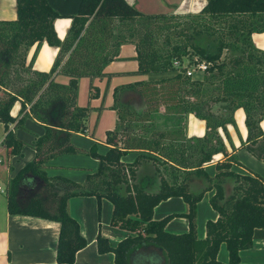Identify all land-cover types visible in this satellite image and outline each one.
Returning a JSON list of instances; mask_svg holds the SVG:
<instances>
[{
	"label": "trees",
	"instance_id": "trees-1",
	"mask_svg": "<svg viewBox=\"0 0 264 264\" xmlns=\"http://www.w3.org/2000/svg\"><path fill=\"white\" fill-rule=\"evenodd\" d=\"M206 2L196 13L144 14L126 0H81L63 40L53 25L60 14L47 0H16V16L0 20V122L7 155L21 153L24 146L9 128L11 123L22 127L31 116L45 129L34 144L35 157L5 185L7 207L13 214L60 224L59 263H73L77 251L87 245L67 205L68 199L77 195H94L99 209L101 199L107 198L113 204L110 222L135 232L116 246L97 235L98 252H113L116 264H132L133 253L142 246L161 250L166 264H236L240 250L249 248L254 239L264 238V178L229 154L220 134V129L225 131L226 125L234 122V109L242 107L248 133L240 146L264 162V130L260 126L264 118V50L258 49L251 37L264 31V0ZM198 37L212 38L213 44L209 41L203 46L197 43ZM43 41L58 47L55 62L46 72L34 69L32 58L26 61L29 48ZM127 42L135 45L137 71L148 79L114 88L112 108L118 121L106 131L107 151L99 153L94 144L82 149L72 142V136L84 131L90 106L78 105L79 81L82 76L94 79L106 74L105 67ZM183 56L189 63L195 57L205 61L203 76L186 75L191 63L176 67L174 60L183 61ZM57 74L67 75L69 81H56ZM124 89L142 97L146 103L142 112L148 121L139 123L126 117L120 102ZM89 96L98 97L92 91ZM17 101L19 114L13 116L11 109ZM223 104L227 113L220 110ZM162 107L175 112L183 126L187 115L193 113L204 120L205 134L167 138L164 131L155 133L154 114ZM129 151L138 155L132 162H123L122 156ZM66 153H87L98 160V169L88 172L82 184L62 175L48 176L50 159ZM217 153L227 157L215 163L216 171L210 176L205 166ZM143 160L156 167L157 191H148L136 182ZM233 165L245 167L246 172H236ZM29 172L41 179L43 190L20 206L19 181ZM181 172L200 174L209 186L193 194ZM230 177L234 184L230 196L225 197L224 185ZM212 188L215 193L209 201L218 216L207 221L201 239L197 237L196 206ZM176 196L186 202L187 211L154 220L158 203ZM50 200L53 208L46 204ZM177 216L188 220V230L177 234L166 231L168 220ZM222 243L228 250V263L217 255ZM141 258L140 264H147L150 257Z\"/></svg>",
	"mask_w": 264,
	"mask_h": 264
},
{
	"label": "crops",
	"instance_id": "crops-1",
	"mask_svg": "<svg viewBox=\"0 0 264 264\" xmlns=\"http://www.w3.org/2000/svg\"><path fill=\"white\" fill-rule=\"evenodd\" d=\"M49 5L60 14L56 18L53 25L59 40H63L69 27L71 26V16L79 11L81 0H47ZM207 0H126V2L144 14L153 13H178L189 14L200 11L206 4ZM17 13L16 0H0V20L14 18ZM254 45L264 50V31L255 32L251 35ZM58 53V47L41 42L40 45L34 44L27 51L26 61L32 58L33 68L39 71H48L54 64V60ZM136 48L133 43H123L119 48L118 57L108 63L105 67L104 75L94 79L82 76L79 81L78 88V105H89V117L83 132H78L72 136V142L82 148L88 149L93 144L96 150L103 154L107 151L106 131L113 129L118 121V113L112 108L114 104L113 91L119 85L134 83L137 81H145L148 79L143 73L137 71L138 60L135 59ZM54 79L62 84L69 81L67 75H55ZM92 85V88H91ZM97 93L98 97L92 98L90 92ZM128 89H124L120 94L123 98ZM133 92V91H131ZM123 103V101H121ZM225 105L220 106V110L227 113L224 109ZM20 110V102L14 103L11 109L13 116H18ZM234 120L240 123L245 122L246 113L242 107L234 109ZM20 117V115H19ZM16 122L10 124L9 128L15 131V134L24 142L21 153L8 156L3 143H0V156L4 161L2 171L7 172V179L4 185H0V264H64L56 260L57 239L60 230V224L55 220H48L38 216H29L23 213H11L7 207V197L5 194V185L10 178L16 175L20 168L28 164L35 157L34 144L38 136L43 135L44 125L35 118L29 116L22 127H15ZM264 130V118L260 123ZM229 128L232 144L234 148L228 149L229 154H233L235 158L246 168H250L264 178V162L256 158L248 150L242 148L230 123L226 125ZM186 137L202 136L205 134L204 120L196 117L193 113L187 115L183 127ZM220 129V133H221ZM242 140L246 141L248 128L246 125L241 129ZM5 129L3 123L0 122V139L5 137ZM242 143V142H241ZM138 152L129 151L122 156L123 162H132L135 160ZM227 155L217 153L213 156L211 163L206 164L205 169L210 176L216 171L215 163L225 160ZM50 167L47 171L48 176L62 175L68 177L77 183H84L86 174L98 169V160L91 155L66 153L50 159ZM245 167L233 165V169L239 173H245ZM187 178H192L190 184ZM185 182L189 184L190 191L198 193L203 187L209 186L203 176L200 174L184 175ZM41 180V179H40ZM159 176L156 167L150 160H143L139 165L137 183H142L148 188L149 183L156 186L154 191L158 189ZM39 178L32 172L24 175L19 181L17 201L20 206L26 205L31 196L39 191L42 185L37 182ZM233 183V179L227 178L226 183ZM195 182V183H194ZM39 184V190L33 189ZM234 184V183H233ZM224 185V188H225ZM26 186V194H21V187ZM198 186V189H193ZM232 187L228 191L225 190V197L230 196ZM152 191V192H154ZM215 193L212 188L204 193L203 197L198 201L196 206L197 220V237L204 238L206 235V223L208 220L216 219L218 212L212 207L210 198ZM51 201V200H50ZM100 209L97 198L94 195H77L68 199V209L70 215L79 223L80 232L87 241V245L77 251L75 261L70 264H116L114 254L111 251L99 253L97 248L96 237L100 234L106 238L111 246H116L122 239L128 235H134L135 232L125 228H120L112 224L111 217L113 204L107 199L102 198L100 201ZM187 204L182 197H169L162 200L153 210V219L160 218L169 214L186 212ZM189 228L188 220L183 216L172 217L165 225V230L170 233L186 232ZM138 259H142L143 255L148 256L145 261L147 264H166L164 253L153 247L142 246L135 253ZM133 253V255L135 254ZM132 255V256H133ZM218 258L222 262L228 263L229 255L226 244L222 243L218 250ZM239 262L236 264H264V238L254 239L252 245L247 249H242L238 253ZM150 259V260H149ZM132 257V264H140Z\"/></svg>",
	"mask_w": 264,
	"mask_h": 264
},
{
	"label": "rangeland",
	"instance_id": "rangeland-1",
	"mask_svg": "<svg viewBox=\"0 0 264 264\" xmlns=\"http://www.w3.org/2000/svg\"><path fill=\"white\" fill-rule=\"evenodd\" d=\"M199 44L206 46L208 45V42L210 41L212 43V38H207V37H198L197 38ZM213 44V43H212ZM215 44V43H214ZM213 48V47H212ZM183 63L188 64L189 63V59L186 56H183ZM194 61V58L192 59ZM191 63V62H190ZM192 64V63H191ZM59 75V74H57ZM63 75V74H61ZM65 75V74H64ZM193 75L196 76H203L202 72L199 71H194ZM122 96H120V102L123 101V112L126 114V117L131 118L132 120L138 121L139 123L143 122L144 120L148 121V117L147 114L143 113L142 110L146 107V103L144 102V100L142 99V97L139 94H136L135 92H131L128 91V93L125 94V96L123 98H121ZM154 119H155V125H153L152 131H154L156 133V131H164V133H167V138L170 137H177V138H183V134H184V130H183V123L182 120L178 121V116L176 115L175 112H173L171 109H164L163 107L160 108V110L156 111V114H154ZM231 127L233 128V131L237 137L238 142L241 144V142H243V138H242V134H241V129H244L245 127V122L243 121L242 123H240V128L238 126L237 121L235 122H230ZM136 130V129H135ZM140 131V129H138ZM138 131V132H139ZM221 137L223 138L224 142H225V147H227V151L230 148H234L233 144H232V137H231V133L229 128L226 127V130H221ZM2 164H0V185H4L7 179V172L6 171H2ZM184 175H187L183 172H181L180 177H183ZM188 183L190 184V180H192V178H187ZM39 183H41V180L39 179V181H37ZM231 183H226L225 185V190L228 191L230 188V185L232 186L233 183L232 181H230ZM195 183V182H194ZM142 185V183H141ZM145 186V185H143ZM198 186H194L193 189H198ZM21 194H26V186L21 187ZM41 188V189H40ZM39 188V184L37 183L33 189L35 190H39L37 192H41L43 190L42 185ZM146 190L148 191H154L156 189V186L153 183H149L148 188L145 187ZM51 201H47L46 204L48 206H52ZM53 208V206H52ZM138 251L137 253H135L132 257H134L137 262H141L142 259H138L137 255H139Z\"/></svg>",
	"mask_w": 264,
	"mask_h": 264
},
{
	"label": "built area",
	"instance_id": "built-area-1",
	"mask_svg": "<svg viewBox=\"0 0 264 264\" xmlns=\"http://www.w3.org/2000/svg\"><path fill=\"white\" fill-rule=\"evenodd\" d=\"M173 63L176 67H179L181 65H185V63H183V61H181L180 59H175ZM191 63L192 64L186 70V75H188V76H191L194 71L203 72L207 67V64L205 61H197L196 57L194 58V61ZM188 64H190V63H188ZM0 143H3V139H0ZM1 161H2V158L0 156V162ZM0 190L4 191L1 188H0Z\"/></svg>",
	"mask_w": 264,
	"mask_h": 264
}]
</instances>
